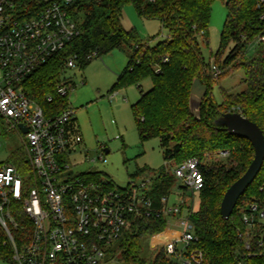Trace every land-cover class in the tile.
Wrapping results in <instances>:
<instances>
[{
	"label": "trees",
	"instance_id": "obj_1",
	"mask_svg": "<svg viewBox=\"0 0 264 264\" xmlns=\"http://www.w3.org/2000/svg\"><path fill=\"white\" fill-rule=\"evenodd\" d=\"M80 2L81 6L73 12L80 36L24 82L28 96L48 116L59 115L70 107V95L61 97L57 90L70 56L79 55L78 64L83 68L90 64L92 59L89 56L94 52L97 57H102L116 49H129L128 66L110 93L130 86L141 88L143 82L150 80L152 89L143 92L140 100L132 106L140 140L159 139L165 162H176L178 167L190 159L201 162L204 188L186 200H190L192 206L196 196L199 199L190 221L195 227L196 247L204 254L203 264H264V222L258 221L256 215L257 227L254 230L243 222L245 214H253L251 205L264 211V166L229 220H225L221 215L223 198L247 172L255 151L248 140L231 136L215 124L225 114L241 113L259 125L264 133V0H224L227 19L215 65L222 69L223 75L232 70H243L242 84L246 89L237 94L223 92L220 105L214 100L212 89L213 83L221 76L213 74V64L207 69L200 48V38L208 40L215 0ZM128 5L134 6L140 17L160 21L168 30L167 39L150 46L136 31L126 32L121 19L122 11ZM230 45L232 49L223 59ZM165 58L167 62H164ZM196 83L209 91L199 116L190 106ZM49 96L53 98L52 102H48ZM224 153L225 159L219 160ZM7 164L14 165L24 176L33 174L26 150L14 154ZM131 178L151 179L150 194L158 209L165 207L162 199L171 196L176 184L175 176L165 167L159 170L138 169ZM91 179L102 180L98 174L92 175ZM109 185L115 187L111 182ZM11 211L18 222H28L19 203L12 204ZM167 226L165 217L132 219L130 229L116 243L112 257L119 255V261L124 264H179L166 258L163 248L155 253L152 260L143 256L144 241L164 232ZM11 233L21 248L26 233L20 230H11ZM248 245L250 249H247ZM13 257L9 239L0 229V260L17 264Z\"/></svg>",
	"mask_w": 264,
	"mask_h": 264
},
{
	"label": "built area",
	"instance_id": "obj_2",
	"mask_svg": "<svg viewBox=\"0 0 264 264\" xmlns=\"http://www.w3.org/2000/svg\"><path fill=\"white\" fill-rule=\"evenodd\" d=\"M80 1L0 0V117L22 136L33 172L24 176L12 164L0 165V229L14 250L13 258L17 264H103L130 229L132 219L165 217L168 231L176 233L170 238L162 233L165 238L160 248L166 258L179 264H203L189 209L169 207L170 197L162 199L164 208L155 207L149 178L123 190L111 188L103 179L92 180L95 173L76 172L72 159L82 153L83 137L72 130L75 110L70 106L59 115L48 116L24 88L35 71L80 36L73 15ZM95 57L96 52L89 56ZM79 61V55L70 56L66 69L75 68ZM211 69L215 76L222 74L215 64ZM57 90L67 97L72 86L61 81ZM105 156L104 149L98 159L88 161L105 162ZM201 168L198 159H190L172 174L182 181L185 192L195 195L205 185ZM14 203L21 205L28 222L20 223L12 215ZM251 211L243 222L254 230L256 215L264 222V211L254 204ZM11 230L26 233L21 248Z\"/></svg>",
	"mask_w": 264,
	"mask_h": 264
},
{
	"label": "rangeland",
	"instance_id": "obj_3",
	"mask_svg": "<svg viewBox=\"0 0 264 264\" xmlns=\"http://www.w3.org/2000/svg\"><path fill=\"white\" fill-rule=\"evenodd\" d=\"M226 19L227 9L224 0H215L212 6L208 40L200 38L201 54L207 69H210L219 57ZM121 24L126 32L136 31L142 40L149 42L150 46L168 37V30L163 28L160 21L140 17L132 5L124 7ZM231 49V45L227 47L222 56L223 59ZM129 51V49H116L102 57H95L83 68L78 64L73 69H65L61 77L62 81H67L72 86L69 96L70 106L76 112L75 117L84 138V143L80 146L82 153L72 159L75 165L74 170L78 173L98 174L117 189L123 190L131 184L141 183L142 178H131L138 169L159 170L165 167L168 173H172L178 168L176 162H165L159 139L142 142L139 137L132 106L140 100L143 92L146 93L152 89V82L147 80L141 84V88L130 86L124 90L114 91L113 94L110 93L119 76L128 66ZM220 76L218 80H224L221 83L217 82L218 80L215 81L212 89L213 98L219 105L223 101V92L237 94L246 89V86L242 84L243 70H232ZM208 93L204 85L195 84L190 106L196 116L200 115L202 102L208 97ZM104 149L110 151L105 156V162L88 161V158L98 159ZM24 150L28 156L26 144L20 133L0 117V165L10 163L14 154ZM224 156L226 153L219 160H224ZM182 187V181L176 180L168 206L180 205V207L189 209L191 215L197 210L199 199L196 196L195 206H190L191 201H187L186 198H192V194L185 192ZM184 214L187 213L184 212ZM167 231L168 226L162 233L166 234ZM162 233L153 235L144 241L143 256L147 259L152 260L160 246L164 244L165 237ZM158 243H160L159 246ZM112 254L103 264H124L119 261V255L115 254L117 256L115 258L112 257L114 253ZM0 264L9 263L0 260Z\"/></svg>",
	"mask_w": 264,
	"mask_h": 264
},
{
	"label": "water",
	"instance_id": "obj_4",
	"mask_svg": "<svg viewBox=\"0 0 264 264\" xmlns=\"http://www.w3.org/2000/svg\"><path fill=\"white\" fill-rule=\"evenodd\" d=\"M216 126L222 127L231 136H238L248 140L254 148L255 157L247 172L236 181L226 192L222 204L221 215L229 220L241 198L246 194L247 189L253 184L264 166V133L256 123L250 121L241 113H229L221 116L215 122ZM23 134L28 130L20 127ZM106 155L110 153L105 149Z\"/></svg>",
	"mask_w": 264,
	"mask_h": 264
},
{
	"label": "crops",
	"instance_id": "obj_5",
	"mask_svg": "<svg viewBox=\"0 0 264 264\" xmlns=\"http://www.w3.org/2000/svg\"><path fill=\"white\" fill-rule=\"evenodd\" d=\"M72 130H73V132H77L78 134H80L82 137H83V135H82V131H81V127H80V125H79V123H78V120H77V118L75 119V124L73 125V127H72ZM83 143H84V138H83ZM166 236V238L167 237H172V236H175L176 235V233H174V232H170V231H167L166 232V234H165Z\"/></svg>",
	"mask_w": 264,
	"mask_h": 264
}]
</instances>
